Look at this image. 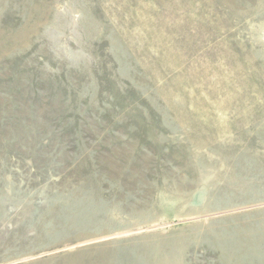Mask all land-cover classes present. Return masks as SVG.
Listing matches in <instances>:
<instances>
[{
	"label": "rangeland",
	"instance_id": "obj_1",
	"mask_svg": "<svg viewBox=\"0 0 264 264\" xmlns=\"http://www.w3.org/2000/svg\"><path fill=\"white\" fill-rule=\"evenodd\" d=\"M0 264H264V0H0Z\"/></svg>",
	"mask_w": 264,
	"mask_h": 264
}]
</instances>
